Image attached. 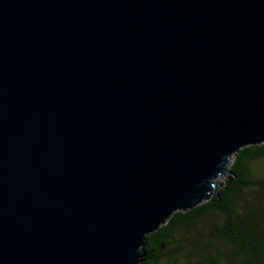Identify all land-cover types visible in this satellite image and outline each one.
Segmentation results:
<instances>
[{"label":"water","instance_id":"water-1","mask_svg":"<svg viewBox=\"0 0 264 264\" xmlns=\"http://www.w3.org/2000/svg\"><path fill=\"white\" fill-rule=\"evenodd\" d=\"M264 142V0H0V264H139Z\"/></svg>","mask_w":264,"mask_h":264},{"label":"trees","instance_id":"trees-1","mask_svg":"<svg viewBox=\"0 0 264 264\" xmlns=\"http://www.w3.org/2000/svg\"><path fill=\"white\" fill-rule=\"evenodd\" d=\"M221 182L146 235L139 264H264V142L236 151Z\"/></svg>","mask_w":264,"mask_h":264}]
</instances>
